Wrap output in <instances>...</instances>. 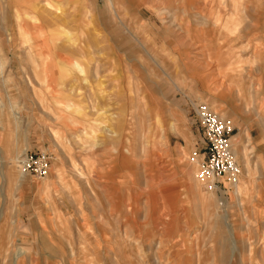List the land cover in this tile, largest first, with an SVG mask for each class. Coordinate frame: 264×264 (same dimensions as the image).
I'll return each mask as SVG.
<instances>
[{
	"label": "rangeland",
	"instance_id": "obj_1",
	"mask_svg": "<svg viewBox=\"0 0 264 264\" xmlns=\"http://www.w3.org/2000/svg\"><path fill=\"white\" fill-rule=\"evenodd\" d=\"M200 101L235 125L223 192ZM0 264H264V0H0Z\"/></svg>",
	"mask_w": 264,
	"mask_h": 264
},
{
	"label": "built area",
	"instance_id": "obj_2",
	"mask_svg": "<svg viewBox=\"0 0 264 264\" xmlns=\"http://www.w3.org/2000/svg\"><path fill=\"white\" fill-rule=\"evenodd\" d=\"M195 117L202 130V143L191 153L197 165L196 177L211 191H225L238 182L240 165L232 147L233 120L216 112L204 101L195 107ZM51 156L47 151L26 152L17 161L21 173L41 179L48 175Z\"/></svg>",
	"mask_w": 264,
	"mask_h": 264
},
{
	"label": "bare ground",
	"instance_id": "obj_3",
	"mask_svg": "<svg viewBox=\"0 0 264 264\" xmlns=\"http://www.w3.org/2000/svg\"><path fill=\"white\" fill-rule=\"evenodd\" d=\"M201 102V101H200ZM18 168V167H17ZM20 171V170H19ZM235 185V184H234Z\"/></svg>",
	"mask_w": 264,
	"mask_h": 264
}]
</instances>
